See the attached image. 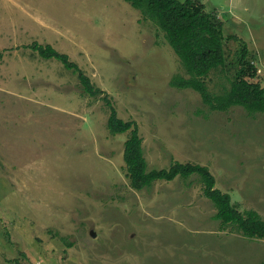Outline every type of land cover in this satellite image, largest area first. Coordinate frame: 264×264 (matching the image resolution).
<instances>
[{"label":"rangeland","instance_id":"374dc122","mask_svg":"<svg viewBox=\"0 0 264 264\" xmlns=\"http://www.w3.org/2000/svg\"><path fill=\"white\" fill-rule=\"evenodd\" d=\"M195 1L222 22L229 76L234 35L264 87V0ZM32 42L66 54L98 94ZM175 75L163 32L124 0H0V264H264V238L215 219L198 175L130 186L129 132L108 131L106 99L136 122L148 169L206 166L235 209L264 220V112L212 110ZM219 76L212 92L228 85Z\"/></svg>","mask_w":264,"mask_h":264},{"label":"trees","instance_id":"16d2710c","mask_svg":"<svg viewBox=\"0 0 264 264\" xmlns=\"http://www.w3.org/2000/svg\"><path fill=\"white\" fill-rule=\"evenodd\" d=\"M124 1L139 10L143 19L151 21L163 32L167 43L184 67L186 76H173L170 86L198 92L201 101L212 110L221 111L231 106H242L249 113L264 112V87L253 82L257 77V67L247 59L248 47L245 41L234 35L228 36L229 39L238 41L241 46L233 64L234 72L229 76L223 48L222 22L216 15L205 11L203 4L195 0ZM29 48L43 59L54 58L66 69L77 71L79 82L87 95L95 96L100 91L94 88L89 78L66 54L58 52L50 44L32 42ZM216 70L228 85L221 84L219 91L212 92L206 79ZM106 101L110 107L106 124L108 131L111 134L129 132V137L124 142L123 160L133 189H143L155 181H171L176 177L187 178L196 174L203 183L204 195L217 209L215 219L220 220L224 226H231L244 237L264 238V220L253 210L242 214L235 209L230 195L215 187V178L206 166L176 161L166 168L148 169L136 122L117 117L109 100Z\"/></svg>","mask_w":264,"mask_h":264}]
</instances>
